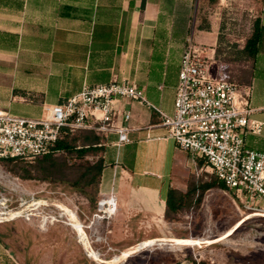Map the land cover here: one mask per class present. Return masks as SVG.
Returning a JSON list of instances; mask_svg holds the SVG:
<instances>
[{"label":"rangeland","instance_id":"obj_1","mask_svg":"<svg viewBox=\"0 0 264 264\" xmlns=\"http://www.w3.org/2000/svg\"><path fill=\"white\" fill-rule=\"evenodd\" d=\"M159 1L163 20L181 31L188 39L186 45L190 41L207 49L203 57L209 66L214 62L215 75L239 87L251 80L253 60L243 50L264 0ZM44 85V78L39 77L33 88L0 89V108L21 115L38 114L47 98ZM84 131L70 133L66 141L81 147L89 136ZM102 152L92 150L80 159L76 151H59L54 154L58 163L66 161L72 168L49 172L47 178L25 179L29 173L38 175L33 170L37 160L0 161V264H110L94 260L85 246L86 238L106 262L136 251L145 242L166 240L111 264H264V214L259 212L263 205L242 203L232 191L219 188L202 191L203 186L218 182L203 161L188 180L195 197L179 213L170 212L171 219L165 217V206L163 214L143 211L132 215L131 211L125 218H119L118 210L113 219L92 224L100 199L99 179L88 185L73 183L80 175L77 166L94 165L102 159ZM199 195L203 197L200 204L196 202ZM70 213L82 224L85 235L76 229ZM250 215L254 217L229 238L207 243ZM172 239L204 242L179 246L168 242Z\"/></svg>","mask_w":264,"mask_h":264},{"label":"crops","instance_id":"obj_2","mask_svg":"<svg viewBox=\"0 0 264 264\" xmlns=\"http://www.w3.org/2000/svg\"><path fill=\"white\" fill-rule=\"evenodd\" d=\"M259 18L264 27V3ZM187 40L163 20L159 0H0V89L33 88L42 77L44 103L56 105L85 86L114 80L135 84L146 103L116 104L121 113L132 115L125 123L132 143L118 148L117 134L98 133L104 148L99 198L114 188L119 218L131 211L163 214L168 190L186 193L195 167L191 156L166 138L161 125V113H174ZM212 68L214 62L209 73L219 78ZM239 90L248 95L250 118L262 124L260 134L246 135V148L263 152L264 46L250 84ZM114 122L123 124V117L116 116Z\"/></svg>","mask_w":264,"mask_h":264},{"label":"built area","instance_id":"obj_3","mask_svg":"<svg viewBox=\"0 0 264 264\" xmlns=\"http://www.w3.org/2000/svg\"><path fill=\"white\" fill-rule=\"evenodd\" d=\"M206 51L190 41L185 46L174 113H161V125L166 138L188 153L195 166L203 161L238 200L264 207V151L246 148L245 140L249 133L260 134L262 124L250 118L248 95H242L237 84L211 76L203 57ZM121 100L146 103L143 91L135 84L114 80L85 86L60 104L44 103L38 116L0 109V161L34 162L59 153L58 142L81 130L117 134L118 148L131 144V129L125 123L132 115L117 110ZM116 116H122L124 123L116 125ZM97 208L92 224L116 216L119 201L114 188L99 199Z\"/></svg>","mask_w":264,"mask_h":264},{"label":"trees","instance_id":"obj_4","mask_svg":"<svg viewBox=\"0 0 264 264\" xmlns=\"http://www.w3.org/2000/svg\"><path fill=\"white\" fill-rule=\"evenodd\" d=\"M264 46V27L261 25L260 18L255 23V29L252 37L248 39L246 46L243 50V54H247L252 60H253V67L255 64V60L257 58V55L260 53ZM253 74V72H252ZM252 78V75H251ZM251 82L248 81L245 85H249ZM89 136L86 137V143L82 145L81 147L73 146L72 144L68 143L66 141V136L62 141L58 142L56 145V149L58 151H76L80 159H83L85 156H87L92 150L95 151H102L103 145L100 142L101 138L96 131L89 130L84 131ZM54 154L47 155L41 159L37 160V166L35 167L34 172L38 175H33L32 173H29L28 176H25V179H33L34 178H47L49 172L56 171V172H65L67 170H70L72 167H69L64 161L62 164H59L56 157H54ZM18 160L16 159H8L3 160V162L13 163ZM202 162V161H200ZM202 164V163H201ZM103 160L100 159L97 163L94 165H91L87 163L86 165H79L77 166V171L80 173L79 178L77 181L73 183V185H80V184H92L93 182L98 181L100 183L101 175L103 172ZM40 176V177H39ZM218 180V179H217ZM211 188H219L224 191H231L223 182L219 181L215 184H207L202 187V191H207ZM233 192V191H232ZM196 191L193 190V188L189 186L188 191L186 193H183L177 189H169L165 198L166 203V212L165 217L167 219H171L170 212L179 213L183 209V204L185 202H188L193 200L195 197ZM202 196L199 195L196 202L200 204L202 202Z\"/></svg>","mask_w":264,"mask_h":264},{"label":"bare ground","instance_id":"obj_5","mask_svg":"<svg viewBox=\"0 0 264 264\" xmlns=\"http://www.w3.org/2000/svg\"><path fill=\"white\" fill-rule=\"evenodd\" d=\"M259 212H262L264 214V210H261ZM12 214V213H11ZM71 215V219L74 223V226L76 227V229H78V231L85 235V231H84V227L82 226V224H80L79 222H77V218L75 217V215L73 213H70ZM255 216H259V215H255ZM17 216L16 215H13V218H16ZM20 217V216H19ZM254 217L253 215H250V216H247L245 219H243L238 225H236V227H234L233 229H231L229 232H227L225 235H223L222 237L220 238H217L215 240H212V241H207V243L209 244H217L227 238H229L230 236H232L234 234V232L244 223L246 222L247 220H249L250 218ZM1 219V218H0ZM2 221L0 220V223ZM166 240L165 239H157V240H151V241H148V242H145L143 244L140 245V247H138L136 249V251L138 250H143L147 247H151L152 245H155V243L157 242H165ZM168 242H172V243H175L179 246H197V245H200L202 244L204 241L203 240H200V239H195V240H190V239H172V240H168ZM85 243V246L87 247V249L90 251V255L94 258V260L96 261H100V262H105V263H115L121 259H125V258H128L129 256H131L132 254H134L136 251H128V252H125L123 253L122 256H119V257H116L114 258V260H112L111 262H106V261H103L101 259V257L99 256L98 253L94 252L93 249L91 248L92 246H90V242L89 240L86 238V240L84 241Z\"/></svg>","mask_w":264,"mask_h":264}]
</instances>
